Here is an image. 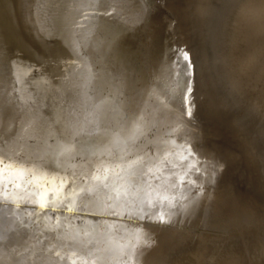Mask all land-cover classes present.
I'll use <instances>...</instances> for the list:
<instances>
[{
	"label": "bare ground",
	"instance_id": "6f19581e",
	"mask_svg": "<svg viewBox=\"0 0 264 264\" xmlns=\"http://www.w3.org/2000/svg\"><path fill=\"white\" fill-rule=\"evenodd\" d=\"M26 1L0 0V52L6 51L0 55L3 56L7 52L11 55L12 51V56L14 54H16L14 57L18 56V59L13 57L15 61L17 60L16 63L12 60L13 65H10V59L7 62L12 67L4 62L8 53L4 58L0 56V59L3 58V61L2 59L0 61L4 62L3 64L0 62V158H6V164L12 165V168L6 169L5 180L0 183V264H82L84 260L87 264H264V0H185L183 3L181 0L182 4H179L185 8L182 11L180 7L179 11L182 12L173 6H178L177 8L180 9L178 2V5L174 4L179 0L174 2L168 0L173 5L166 3L167 0H144L149 2L148 6L146 2L140 0V3L136 0V3L140 5L145 3L148 7L147 9L144 6L145 10L147 9L145 14L156 11L152 14L156 13L157 19L153 17L154 14L152 18L155 20L151 17L147 20L149 22L151 18L152 22L154 20L153 24L156 22L155 25L150 24L153 25L152 30L149 23V27L146 28L152 35L147 31H145L147 35L143 34L145 28L141 27L146 23V19L143 18L145 22L141 27L139 26L143 22L139 21L140 15L145 16L141 11L144 7L140 10L139 4H135L142 12L137 14L136 11L139 10L135 11L139 15L138 22H135L137 18L133 16V10L131 15L134 21L128 19V15L132 13L128 10L131 9L127 10L120 4L128 0L126 2L112 0L114 6L111 0L108 2L110 1L109 4L112 5H108L103 0L108 7L107 5L102 7L105 4H101L98 9L93 6L100 2L98 0H76L81 3L82 8L78 6L79 3L74 2L75 0H71L73 4L66 0L67 3H71L70 5L60 0L64 5L56 10L57 14L53 11L56 7L53 3H56V0L53 3L52 0L38 1L43 2V7L52 5L53 10L48 9V6L46 8L52 10V13H48L51 17L54 14L56 18L46 15L47 12L42 9L45 14L40 13L42 11L38 10V6L33 10L39 11L40 16L36 11L27 14L26 10L29 8L25 4ZM58 2L57 6L60 4ZM83 3L85 6L90 3L88 4L91 6L90 9H94L93 6L95 10L88 11V5V8L83 7ZM129 4L125 7H134V5L128 7ZM67 6L70 11L65 12V8L63 11L62 8ZM115 6H123V10H127L126 14L124 11L123 15L120 14L121 9ZM25 7L27 9L23 12ZM43 7L40 6L39 9ZM136 7L132 9L135 10ZM74 9H77V12L82 9L92 14L89 15L88 12L85 14L82 10L81 13L76 14ZM114 9L120 16H116L117 18L123 16V20L118 22L128 19L130 26L135 24L133 29L141 28L139 31H142V36L139 31L140 36L138 34L136 36L137 32H132L133 29L129 28L132 35L134 33V36L141 37V41L150 36L147 40L149 42H145L147 45L151 42L152 46L149 44L151 47L149 45L147 47L152 49L148 50L150 53L145 52L147 49L143 42L144 45L140 43L141 41L139 44L145 46V48L142 46V49L146 50H142L137 44L141 38L136 39L133 36L136 42L131 35H129L131 37L126 35L129 30L124 29L125 33L120 28L121 25L120 27L114 25L116 22L111 21L113 16L109 14L111 10L115 11ZM69 12H73L76 16L80 14L81 18L92 16L90 18L92 22L85 18L82 22L78 16L72 14V17H76L80 23L87 24V21L90 23L84 24L85 26L79 25V21L73 19ZM20 13H26L25 15L28 16L27 18L23 16V21L25 19L28 22L26 23L28 30L38 32L34 36L29 34L27 26L22 30L25 22L18 19L22 18ZM83 13L84 17L81 16ZM117 13L115 11V14ZM41 14L44 15L42 18ZM131 15L130 18H133ZM46 16H49L47 17L49 20L44 18ZM106 17L110 21L107 22ZM116 17L113 19L116 20ZM43 18L48 21L49 24L45 21L44 23L50 28L52 26L49 25L57 20L53 23L58 27L60 40L55 33L58 31L56 27L51 28L54 29L52 33L59 41L55 44L57 47L49 44L52 43V39L55 40L54 35L51 40L48 39V42L50 41L48 45L54 47L51 49L53 51L45 46L47 43L41 39V35H38L39 32L44 34L46 28L45 33L48 35L46 37L49 38L51 35L48 27L44 29L40 25L43 23ZM71 18L73 24L75 21L74 27L72 22L70 23ZM50 19L54 20L49 22ZM20 21L23 22L22 25ZM77 21L79 24L76 25ZM53 23L51 25H54ZM37 24L39 28L42 26L40 28L42 31L37 30L39 29ZM120 24H124V28L127 27L125 22ZM20 26L22 29L18 28ZM114 34L119 35V44L115 47L111 43ZM36 35L45 43L43 46L46 49L42 47L47 52L42 50L40 53L42 56L37 55L38 45H33L34 39L38 38ZM29 37L34 41H30ZM151 37L154 40H151ZM40 40L36 39L35 43ZM134 46L137 49H134ZM38 47L42 48L41 45ZM139 47L141 52L149 53L148 56L139 52ZM31 48H35L32 49L35 51L30 50ZM184 52L189 54V59L186 61L183 59ZM130 53L132 58H129ZM139 53L142 54L141 58L146 55L147 60H141ZM33 54L37 57L41 56L39 58L43 63L40 64L44 68L36 67L40 65L39 59ZM27 55L30 59L37 58L39 65L34 58L33 63L28 61ZM53 55L59 59L56 61L45 59ZM12 56L7 55L8 58L13 59ZM178 57L183 62L186 71L184 73L188 74V76L186 74L187 81L192 87V92L189 93L186 84V107L182 106L185 103H181L180 106L185 108L182 110L183 114L188 112V109L192 111L193 116L190 117L192 122L187 121L188 113L185 115L186 120L184 119L178 104L179 108L172 104V106L169 104L168 108L167 103L165 104L167 99L172 101L173 97L176 98L171 94L175 89L179 71ZM95 58L99 61L96 65ZM26 60L28 64H37L35 67L27 64L33 66L32 69L41 68L39 70V72L42 70L41 77L38 71L39 76L32 77L37 75L36 70H33L32 76L28 75L30 77L26 72L24 74L22 68L26 64L22 68L18 66ZM230 64L233 74L235 73L231 78L236 77L237 80L229 79L232 73ZM27 66L25 68L29 71L30 68ZM18 69L23 70L21 71L24 75L20 73L25 76L24 78L20 75L23 80L18 76L19 73L13 74ZM30 71L29 73H32ZM236 73L239 75L237 76ZM18 78L22 82H17ZM45 81L47 84L44 83ZM42 82L48 87L52 83L56 84L57 88L55 85L51 86V89L57 91L55 92L57 95L53 91L52 96L56 98L54 101L47 100L49 97L44 93L47 90L48 94L51 90L49 92L50 88L45 87ZM91 86L96 89L90 90ZM232 87H237L238 91H234ZM231 89L237 94H230ZM41 94L44 100L41 97L37 99ZM51 94L52 92L48 94L50 98ZM43 95L48 98H44ZM128 95L133 96L135 100L134 123L127 121V110L121 107V100ZM101 100L107 101L106 127L111 133L110 143L102 155L83 156L79 154L75 142L62 135L64 125L57 116L62 110H68L71 106L70 110L75 117L72 131L83 128L88 132H94L97 127L95 106ZM173 100L178 103L177 98ZM172 103L174 104V101ZM47 111L51 112L47 113ZM131 135H135L137 145L143 146L138 155L148 153L150 156H155L152 164L142 166L145 182L143 188L135 186L125 188L122 174L115 168L108 172L101 169L100 179L91 182L89 186L99 189L101 199L111 197L108 202H115L117 207L125 200L131 203L139 196L143 199L142 208L137 201L133 209L134 213L138 214L130 215L126 212L125 215L129 218L132 216L135 220L136 218L140 220L141 216L146 217L148 223L143 224L144 219L143 223L141 221L138 223V219L136 223L132 219L136 227L129 226L126 218L128 221L131 218L124 216V219L121 217L122 220L117 221L121 223H119L120 227L116 226L119 228L116 231L115 219L118 217L110 214V217L107 215L105 217H112L111 220H115V225L109 222L110 225H114L112 229L115 231H112L108 224H104L108 226H105V230L99 231L100 228H97L99 221L95 219L96 213L84 211L86 205L91 207L89 202L94 194L78 195L73 201L69 193L73 190L78 192L79 189L78 187L74 189L72 183L65 185L62 191L65 199L55 207L58 209L64 206L61 209H65L67 206L69 209L74 203L77 212L79 210L81 214L87 215V221L84 220L86 224L83 223L82 215L81 224L79 223L81 220H77L79 225L75 223L73 228L64 225L62 216L63 214L65 216V212L61 213L59 208L58 211L62 215L57 214V209L51 203L55 193H49L48 197V206L52 205L54 211H57L58 216L50 214L55 221H51L45 212L49 209L43 210L38 203L32 202L38 200L41 191L52 187L51 182L55 177L79 178L82 173L91 176L102 162L119 163V158L125 149L124 142ZM64 146H67L69 151L60 158V166L46 159V152L53 149L59 152ZM189 146H192L194 151L197 150L196 146H199L196 156L189 155L187 150ZM181 157L186 159L181 160ZM241 161L246 166H238L244 164ZM221 164L224 165L223 168L220 167ZM20 167L25 169L23 176L16 171ZM238 167H247L243 168L246 172H242ZM149 168L152 169L151 172ZM196 168H200L201 173H195ZM205 172L209 176L215 173V179L212 182L197 181V185L203 186L201 191L199 186L193 187L191 181L196 175H203ZM9 179L12 181L11 184L8 183ZM34 181L39 185L37 186ZM81 183H83L82 179ZM138 183L134 181V184ZM104 184L108 187H103ZM22 200L30 202L31 205L24 207ZM67 207L65 211H69ZM74 210L66 212L70 213L66 215L71 216L72 212H76ZM80 213L77 217L79 219ZM23 214L27 215L24 216L26 220L24 217L21 218ZM76 215L78 214L75 213ZM98 215L100 216L99 213ZM158 215H164L167 219L164 221L151 219ZM107 217L104 218L106 221ZM5 220L7 224L4 223ZM132 220L129 222L130 225ZM165 221L175 224L180 222L187 231L189 228L185 229L184 223L191 222L194 225L193 237H188L190 231L188 236L185 235L186 232L179 229L182 226L161 224ZM137 224L142 225L137 226ZM81 225L83 229L80 228ZM52 231L56 233L54 241L48 236ZM214 231L218 234L213 235ZM6 232L10 237L9 241L3 239ZM68 235H77L78 239L71 243L61 239ZM190 236H192L191 232ZM47 238L52 239L53 247L52 244L50 245L51 240L49 242ZM49 248H54L52 253ZM101 256L105 261L98 259Z\"/></svg>",
	"mask_w": 264,
	"mask_h": 264
},
{
	"label": "snow or ice",
	"instance_id": "6c2138e0",
	"mask_svg": "<svg viewBox=\"0 0 264 264\" xmlns=\"http://www.w3.org/2000/svg\"><path fill=\"white\" fill-rule=\"evenodd\" d=\"M147 20V16L145 17ZM41 39H44L45 42H48V37H46L43 33H41ZM111 43L115 47L119 44V35L114 34L111 38ZM129 58H132V54H129ZM45 59H51L53 61L58 60L59 58L55 55L52 57H45ZM183 59L186 61L189 59V54L187 52L183 53ZM177 62L179 64V71L176 76V82H175V89L173 90V95L181 100V102H186V94H185V87L186 84L188 85V92H192V87L190 84H188L187 77L184 74V66L183 62L179 60V57L177 58ZM107 101L101 100L99 104L95 106V114H96V120H97V127L94 132H88L83 128L78 129L77 131L73 132L72 127L75 120V117L73 116L71 109V106H69L68 110H62L60 114H58L57 119L61 121L64 125V130L62 135L66 139H71L75 142V144L78 146L79 154L83 156L87 155H102L103 152L106 150L108 143H110V130L106 127V120H107V113L105 109ZM135 100L134 97L131 95L125 96L121 100V107L127 110V121L129 122H135L136 116H135ZM188 116H193V113L191 110L188 111ZM43 119V117H41ZM125 143V149L123 150V154L121 155L120 162L117 164H107L105 162H102L99 164L95 170V172L89 176L86 173H82L81 177H55L52 180V187L48 188L45 191H41L39 193V198L37 201H32L34 203H38L40 208H45L49 203V193H55V195L52 197L51 203L56 206L59 205L65 197L62 195V191L65 187V185H68L69 183H72L75 187H78L79 191L73 190L69 193V196L72 197L73 201H75V198L78 195H87L88 193H93L94 196L90 200L91 207L85 206L84 211L86 212H92V213H99L100 215H116L123 217L125 213H129L130 215H135L138 213H134L133 209L136 206V202L139 201L140 207L142 208L143 205V199H141L139 196H137L131 203L127 200H125L123 203L117 207L115 202L109 203L108 200L111 199V197L107 199H101L99 196V189L95 186H89L91 182L97 181L100 179L99 172L101 169H103L105 172L111 171L113 168L117 169L119 173L122 174V179L124 181L125 188L128 187H139L143 188L144 186V180H143V168L142 166L145 164H152L155 160V156H150L148 153H144L143 155H138L139 152L142 151L141 145H137L135 143V135L128 136L126 138ZM196 151L193 150L192 146L188 147V153L190 156H196L199 150V146H196ZM69 149L67 146H64L59 152L53 149L50 152L45 153V157L47 160L52 161L53 163H56L58 166L61 165V157L66 155L68 153ZM167 155V154H166ZM186 159V157H181V160ZM191 167V166H190ZM220 167H224L223 164L220 165ZM12 168V165L5 164L3 159H0V183H2L5 180V171L6 169ZM16 171L23 176L25 174V169L23 167H20L19 169H16ZM152 169L149 168V172H151ZM195 173L199 174L201 173L200 168L195 169ZM107 177H105L106 179ZM81 179L83 180V183H81ZM183 179V177H181ZM215 179V173H212L210 176L205 172L203 175H196V178L191 181V184L193 187H200V190L203 191L202 185H197V181H207L212 182ZM134 181H138V184H134ZM8 183L11 184V179L8 180ZM18 186V185H17ZM103 187L107 188L108 185L104 184ZM151 203V201H148ZM75 209V204L73 203L72 206H70L69 211H72ZM143 218V217H140ZM153 220H160L164 221L167 218L164 215H158L151 217ZM5 224H7V221H4ZM105 224H107V221H104ZM3 239L5 241H9L10 237L7 235V232L3 236ZM61 239L67 240L69 243L75 241L78 239L77 235H68L66 237H61ZM100 261H105L104 257L98 258Z\"/></svg>",
	"mask_w": 264,
	"mask_h": 264
},
{
	"label": "rangeland",
	"instance_id": "374dc122",
	"mask_svg": "<svg viewBox=\"0 0 264 264\" xmlns=\"http://www.w3.org/2000/svg\"><path fill=\"white\" fill-rule=\"evenodd\" d=\"M31 1H34V0H30V2H29V0H27L25 4H26V6L28 5V8H29V9L31 8L32 10H30V11H29V9L26 10L27 8L25 7V8L23 9V12L26 10V11H27L26 13H27V14H30V13H28V12L34 11L33 9L36 8V6H38L37 8H38L39 11L44 10L45 12H47L46 15H47V14L49 15V13H52V10H53V8H54L55 6L57 7V9H56V7H55V9H54L53 11L58 10V8L62 7V6L65 4V2H66V0H63V1L61 0V1L64 3V4H61V3H60V0H58L59 2L56 0V3H53V2H55V0H54V1L52 0V3H53V5H54V7H53L52 5H50L51 7H49V5H47L49 8L46 6L48 9H50V8L52 9V10L50 11V10H47V8L45 7V5H44V7L42 6V3H43L42 1H41V3L38 2V1H40V0H35V1H37V2H35V1H34V2H31ZM70 1H71V0H69V2H70ZM98 1H100V2H97V5H96V4L93 5V6H95L97 9H98V6H100L101 4H105L104 2H107L108 5H112V4H113V6H114V4H115L114 2H116V0H115V1L113 0L114 2H112V0H111L112 4H109V3H111V2H110V1L108 2V0H106V1L104 0V2H103V0H98ZM117 1H118V0H117ZM121 1H123V0H121ZM131 1H133V0H131ZM131 1H130V2H131ZM135 1H136V0H134L133 2H135ZM137 1H138V0H137ZM141 1H142V2H146V1H144V0H141ZM141 1L139 0L138 2L141 3ZM149 1H150V0H149ZM164 1H165V0H164ZM175 1H176V0H175ZM184 1H185V0H183L182 3H183ZM187 1H188V0H187ZM27 2H28L29 4H28ZM57 2H58V4L60 3L59 6H57ZM74 2L79 3V2L76 1V0H75ZM101 2H103V3H101ZM119 2H120V1H119ZM119 2H118V4H119ZM125 2H126V0H125ZM130 2H129V0H128L126 3H124V4H123V3H120V4H121V5H124V8H126L127 10H128V9H131V10H128V12H129V11L132 12V10H133V12H134V15H133V16H134V17L137 18V16H139V15H137V14H141V13L143 12L142 15H143V14H144L145 16L150 15V16H147V20H149L148 17H151V18H152V16H153L154 14H155V16H153V17H155V19H157V18H156L157 14H156V13L152 14L155 10H153V12L150 13V11H149V10H151L150 7H149L150 9L148 10L149 12L147 11L148 13H146L147 15L144 13V12H146V10L148 9L147 6H148V3H149V2H146V3H147V6H146L145 3H142V4H141L142 6H141L139 3H136V2H135L134 4H132L133 2H132V3H130ZM172 2H174V0H173ZM177 2H178V4H179V3H181V0L174 2V4H177ZM33 3H34L35 5H33ZM36 3H37L38 5H37ZM66 3H67V2H66ZM71 3L73 4V1H71ZM71 3H70V4H71ZM77 3H76V7H77V5H78ZM107 3H106L105 5H103L102 7H106ZM129 3H130V4H129ZM151 3H152V2H151ZM166 3H168V4L170 3V4H171V1L168 2V0H167ZM182 3H181V4H182ZM40 4H41V5H40ZM44 4H45V3H44ZM67 4L70 5L69 3H67ZM67 4H66V5H67ZM88 4H90V3H88ZM88 4H87V5H88ZM98 4H99V5H98ZM116 4H117V3H116ZM127 4H129L128 7H129V6H132V5H134V7H136L135 4H137V5L139 4L138 6H140V7H138V6H137V7H138L140 10H141V7L143 8L144 6H146L147 9L145 10V7H144L143 10H141L142 12H140V10H139L137 7L135 8V10L132 9V8H134V7H132V8H131V7H129V8L125 7ZM144 4H145V5H144ZM178 4H177V5H178ZM181 4H179V8H180V7L182 8ZM185 4H186V2H185ZM29 5H30L31 7H30ZM66 5H65V6H66ZM80 5H81V3H79L78 6L80 7ZM83 5H84L83 7H87V5L85 6V3H83ZM108 5H107V7H108ZM149 5H150V4H149ZM151 5L154 7L153 3H152ZM151 5H150V6H151ZM171 5H173V4H171ZM24 6H25V5H24ZM40 6L43 7V8H40V9H39ZM71 6H72V5H71ZM71 6H70V7H71ZM73 6H75V4H74ZM81 6H82V5H81ZM93 6H92V8H94V9H90L91 6L88 5L89 10H88V9H85V8H83V10H88V11L92 12L91 10H95V7H93ZM173 6H174V8L177 9L178 11L181 10V8H180V9L177 8L178 6H177V7H176L175 5H173ZM52 7H53V8H52ZM68 7H69V6H67V7H63L62 10H63V11L66 10L65 12H67V10H68L67 8H68ZM76 7H74V8H76ZM88 7H87V8H88ZM100 7H101V6H100ZM109 7H110L111 9H113V7H111V6H109ZM115 7H119V6H115ZM183 7H185L184 4H183ZM45 8H46V9H45ZM64 8H65V10H64ZM77 8H78V7H77ZM80 8H82V7H80ZM124 8H123V6H122V7H119V10L121 9L119 12H121L120 14H122V15H123V11H124L123 9H124ZM41 9H42V10H41ZM72 9H73V7H72ZM115 9H116V8H115ZM115 9H114V10H115ZM126 9H125V11H124L125 14H126V11H127ZM136 9L139 10V11H136ZM153 9H154V8H153ZM183 9H185V8H182V11H183ZM46 10H47V11H46ZM59 10H60V9H59ZM62 10H60V11L62 12ZM74 10L76 11L77 9H74ZM81 10H82V9H81ZM81 10H78V12H77V11H76V12L74 11V12H75L76 14L79 13V12L81 13ZM83 10H82V11H83ZM21 11H22V10H20V12H21ZM35 11H36V9H35ZM35 11H34V13H35ZM39 11H36V12L38 13ZM60 11H59V12H60ZM68 11H70V8H69ZM72 11H73V10H72ZM88 11H83V12H84L85 14H87L86 12H88ZM111 11H113V10H111ZM111 11H110V13H109L110 16H113V18L116 17V16H117V17H120V16H118L119 13H117V10H115L117 14H115V11H113V12H111ZM135 11H136V13H137V12H138V13L136 14ZM182 11H179V12H182ZM45 12L42 11V12H40V13H44V14H45ZM48 12H49V13H48ZM57 12H58V11H56V13H54V14H57ZM65 12H64V13H65ZM90 12H88L89 15L92 14V13L90 14ZM133 12H132V13L129 12V13H130L129 15L127 14L128 17H129L128 19H130V20H133V19H134V17L131 15V14H133ZM155 12H156V11H155ZM26 13H25V14H26ZM31 13H33V12H31ZM62 13H63V12H62ZM70 13H71V14H70ZM84 13H83L81 16H83ZM25 14H24V13H23V14L20 13L19 15H21L20 17H22V18H18V19H21V20L23 21V18H24V17H26V18L28 17V16H26ZM54 14L52 15V17L55 16ZM72 14H73L74 16H76V14H74L73 12H69V15H70L71 17L73 16ZM109 14H108V15H109ZM111 14H112V15H111ZM135 14H136V15H135ZM24 15H25V16H24ZM38 15L40 16L39 13H38ZM114 15H115V16H114ZM130 15H131L133 18H130ZM23 16H24V17H23ZM43 16H44V15L41 14V18H42ZM49 16L51 17V14H50ZM49 16H46V17H44V18H47V17H49ZM77 16H78V19L80 18L79 20H81L82 22H84L85 19H87V20H91L90 18L92 17V16H91V17H88V18H87L88 15H87L86 17L83 16V17L85 18V19H84V18H81V17H80V14L77 15ZM77 16H76V17H77ZM145 16H142V17H141V15H140V17H139L140 20H139V21H140V22L143 21V18L145 19ZM52 17H51V18H52ZM76 17H72V18L78 20ZM117 17H116V18H117ZM122 17H123V16H122ZM122 17H121V18H122ZM126 17H127V16L125 15L124 18H126ZM157 17H158V16H157ZM39 18H40V17H39ZM44 18H43V23H44V21L46 22V20H49L48 18H47L46 20H45ZM53 18H56V16L53 17ZM72 18H71L70 23L72 22V24H73V20H72ZM113 18L111 17V19H112L111 21L116 22L114 25H115L116 27H117V26L120 27V25H121L120 28H121L122 31L125 32V33H126L127 30H129V31L127 32L126 35H128V36L131 35L132 37H131V36H129V37H131V38L134 40V39H135V38H133L134 33H133V35H132L131 32H130V29H129V28H131V30H132V29H133L132 27H135V26H134L135 24H134L133 26H130L131 24L129 25V24H128L129 22H127L128 19H125L126 21L124 20L123 22H125V23L127 24L128 29H126V28H127V27H126V24H125V27H126V28H124V27H123L124 24H120V23H123V22H118V21H122L123 18H122V19H121V18H117V19H119V20H117V19L115 20V19H113ZM136 18H135V19H136ZM139 18H137V20H136L135 22H138V19H139ZM141 18H142V19H141ZM151 18H150V21H149V22H147V20H145L146 23H147V25H146V23L144 24L145 21L141 22L142 24L139 22V23H140V24H139L140 27H141V25H143V24H144L143 26H146V27H143V26L141 27L142 29L145 28V30H143V34H144V35H147V33H146L145 31L148 32V30H146V28H148V27L150 26V24H153V22H154V20H155L154 18H152V19H154L153 22H152V19H151ZM92 19H93V18H92ZM120 19H121V20H120ZM158 19H159V18H158ZM16 20H17V16H16ZM53 20H54V19H50L49 22H51V21H53ZM55 20H56V19H55ZM55 20H54L53 22L56 23L57 20H56V21H55ZM79 20H78V21H79ZM83 20H84V21H83ZM87 20H86V21H87ZM107 20L110 21V19H109V18L107 19V17H106V21H107ZM18 21H19V20H18ZM40 21L42 22L41 19H40ZM78 21H77L76 25L80 23V21H79V23H78ZM108 21H107V22H108ZM128 21H129V20H128ZM133 21H134V20H133ZM156 21H158V20H156ZM188 21H189V20H188ZM20 22H21V21H20ZM23 22H25V23L23 24ZM23 22H21V25L23 24V25H22V28H23V29L21 28V26L18 27V28H21L22 30H24V26H25V27L27 26V30H28V29H29V28H28V25H26V23L28 24V22H26L25 19H24ZM41 22H39V23H41ZM47 22H48V21H47ZM47 22H46V23H47ZM53 22H52V23H53ZM82 22H81L79 25H84V24H85V23H82ZM89 22L91 23L92 20L89 21ZM89 22L87 21V24H88V25L90 24ZM131 22H132V21H131ZM135 22H134V23H135ZM150 22H151V23H150ZM39 23H38V24H39ZM43 23H41L40 25H42L44 29H45L46 27H48L47 24H49V23H47V24H46V23L43 24ZM52 23H51V24H52ZM148 23H149V26H148ZM38 24H37V28H39V27H38ZM51 24L49 25V26H52L51 28L56 27L55 29L58 30V29H57L58 27H57L56 24H54V23H53L54 25H51ZM74 24H75V21H74ZM74 24H73V27H74ZM87 24H85V25H87ZM132 24H133V23H132ZM137 24H138V23H136V26H137ZM155 24H156V22H155ZM155 24H153V25H155ZM40 25H39V26H40ZM44 25H45V26H44ZM85 25H84V26H85ZM153 25L150 26V29H151V30L153 29V27H152ZM18 26H19V24H18ZM42 26H41V27H42ZM53 26H54V27H53ZM139 26H137V27H139ZM41 27H40V28H41ZM75 27H77V26H75ZM151 27H152V28H151ZM40 28L37 29V30H41ZM43 28H42V29H43ZM51 28L48 27V30L50 29V31H51V32H50V33H51V35H50L51 37L49 36L48 39H50V38L52 39V37H53L52 35H54L53 38H54L55 40L52 39V43H49V42H50V41H49V42H46L47 44H45V43L41 42L42 40H40V37H38V36L36 35V37H38V38H35L34 40H35V41H36V39H37V40H40V41H37V44L35 43V41L33 40L32 37H29V38H30V41H31V40H32V42L34 41L33 45H38V46L41 45V47H42V46L45 44V46L48 47L50 50H51V49H54V47L51 48V46H49L48 43L51 44V45L53 44V46L57 47V45H55V44H57V42L59 43V41H58L57 37H55V34L52 33V32L54 31V29H51ZM141 28H137L138 30H136V29L134 28L135 30L133 29L134 31L132 30V32H137V33L135 34V35L137 36L138 31H139V29H141ZM77 29H78V27H77ZM124 29H125L126 31H125ZM150 29H149V30H150ZM25 30H26V28H25ZM52 30H53V31H52ZM151 30H150V31H151ZM28 31H29V34H30V35L33 34L32 36H34L35 33H38V32H34V31H32V30H31V31L28 30ZM41 31H42V30H41ZM46 31H47V28H46V30H44V35H45V36H48V35H46V33H45ZM77 31L79 32V30H77ZM33 32H34V33H33ZM78 32H77V33H78ZM141 32H142V31H139L140 35L142 34ZM144 32H145L146 34H145ZM50 33H49V34H50ZM55 33H56V36L59 37V35H60L59 30H58V31H55ZM57 33H58V34H57ZM148 33L151 34V32H148ZM27 34H28V32H27ZM29 34H28V36H30ZM47 34H48V32H47ZM38 35H39V36L41 35L40 32H39ZM78 35H79V34H78ZM138 35H139V34H138ZM140 35H139V36H140ZM151 35H152V34H151ZM136 36H134V37H136ZM141 36H142V35H141ZM60 37H61V36H60ZM60 37H59V40L61 39ZM143 37H144V36H143ZM148 37L150 38V36H148ZM148 37H146V40H144V41H141V40H142L141 37H136V39L141 38V39H139V41H138L137 44H139V42L141 41V42H140L141 44L144 43V44L146 45V49H147V50L144 49V48H145V46H143L144 44L142 45V46L144 47L143 49H142L141 44H139V46H141V49H142V50H146L145 52H149V51L152 50L151 48H149V49L147 48V47H149V46L151 45V44H150L151 42L149 43L150 45L148 44L149 46L146 44V43L149 42V41H147V40L149 39ZM152 38H153V37H151V40H154V39H152ZM154 38H155V37H154ZM51 39H50V40H51ZM136 39H135V40H136ZM43 41L45 42L44 39H43ZM55 41H56V42H55ZM146 41H147V42H146ZM53 42H54V43H53ZM136 42H137V40H136ZM142 42H143V43H142ZM145 42H146V43H145ZM41 43H42V44H41ZM152 43H153V42H152ZM137 44H136L135 46H137V48H138V45H137ZM153 45H154V44H153ZM38 46H37V49L39 48V49H40V52H39V49H38V50L36 49V51H37V55L40 54V53L42 52V50H43L44 52L46 51V50H44V49H46L45 46H43L44 49H43V47L40 48V47H38ZM135 46H134V47H135ZM151 46H152V45H151ZM151 46H150V47H151ZM33 47L36 48V46H33ZM35 48H31L30 50L35 49ZM137 48L135 47L134 49H137ZM152 48H153V47H152ZM150 49H151V50H150ZM47 50H48V49H47ZM148 50H149V51H148ZM3 51H4V53L6 52L5 50H3ZM3 51L0 52V53H3ZM32 51H35V50H32ZM51 51H53V50H51ZM51 51H50V52H51ZM83 51H84V50H83ZM83 51H82V52H83ZM134 51H135L136 53H138V51L141 52V51H140V47H139L138 51H136V50H134ZM28 52H31V51H28ZM38 52H39V53H38ZM46 52H47V51H46ZM48 52H49V51H48ZM7 53H8V54H7ZM7 53H6V54H7L8 56H10V57L12 56V51H11V55H9L10 52H7ZM32 53H33V52H32ZM141 53L146 54V53H144V52H141ZM149 53H150V52H149ZM149 53H147V54H149ZM6 54H5V55H6ZM13 54H14V53H13ZM29 54H31V53H29ZM84 54H85V53H84ZM147 54H146V55H147ZM5 55L3 54V56H2V54H1L0 56L4 58ZM7 55H6V58H5L7 61L4 60V62H6V65H7V66H10L11 64L13 65V61H12V60H14V63H16L17 60L15 61V59L18 57V56H17V57H14V55H16V54H14V55L12 56V58L14 57L15 59H14V58H13V59L8 58ZM35 55H36V54H35ZM35 55L33 54L34 57H35ZM37 55H36V57H37ZM40 55L42 56V54H40ZM85 55H86V54H85ZM85 55H84V56H85ZM138 55L140 56L139 58H141L142 54L140 55V53H139ZM146 55H145V56L143 55L144 57H142L141 60L146 61V60H147V56H148V55H147V56H146ZM27 56H28V55H27ZM33 56L31 55V58H32ZM41 56H39V57L41 58ZM29 57H30V56L27 57V60H28V61H29V60L32 61L33 58H34V57H33L32 59H30ZM39 57H37V58L40 60V61L38 60L39 64H40V63H43V62H41V59H40ZM3 58H1L2 61H3ZM7 58H8V59H7ZM28 58H29V59H28ZM37 58H36V60H37ZM143 58H146V59H143ZM1 59H0V60H1ZM9 59H10L12 62H11V61L9 62ZM17 59H18V58H17ZM95 59H96V60H95V65H96L97 63H99V61H97V58H95ZM19 60H20V59H19ZM27 60H26V61H27ZM36 60H35V58H34V61L37 63ZM44 60H45V59H43V61H44ZM26 61H22V62L20 63L22 66L20 65V66H18V67L22 68V67L26 64V65L24 66V68H25V67L27 66V64H28V61H27V63H24V64H22V63H23V62H26ZM0 62H1V61H0ZM4 62H3V63H4ZM7 62H9L10 65H8ZM96 62H97V63H96ZM1 63H2V62H1ZM3 63H2V64H3ZM32 63H33V61H32ZM32 63H30V64H31V65H34V67L38 64V63H37V64H36V63L32 64ZM232 63H233V62H232ZM30 64H28V65H30ZM39 64H38V65H39ZM4 65H5V64H4ZM6 65H5V66H6ZM40 65H41V66H40ZM40 65H39V66H36V67H42V68H44L42 64H40ZM98 65H99V64H98ZM233 65H234V64H233ZM10 67H12V66H10ZM27 67L30 68V69L27 68L29 71L32 70V71H30V72H32V73H29V71H27L26 68H25V69L22 68V69L24 70V74H25V72H26V75H27V76H28V75H31V76H32V74H34V73H33V70L38 69V68L32 69L33 66H32V67H31V66H27ZM34 67H33V68H34ZM232 67H236V66H232ZM7 68H8V67H7ZM229 68H230V70H231V64H230ZM22 69H18L20 72L17 70V72H16V73L14 72L13 74H18V73H19L18 76L21 75L22 77L25 78V76H23L24 74L22 73V71H23ZM40 69H41V68H40ZM40 69H39V70H40ZM10 70H11V69H10ZM21 70H22V71H21ZM25 70H26V71H25ZM39 70H36V72H37V71L39 72ZM236 70H237V68L235 69V71H236ZM41 71H42V70H41ZM41 71L39 72V73H40V77H41ZM43 71H44V70H43ZM184 71H185V70H184ZM36 72H35V74H37V75H33L32 77H35V76L38 77V76H39L38 72H37V73H36ZM185 72H186V71H185ZM231 72H232V70H231ZM20 73H22L23 75L20 74ZM229 73H230V72H229ZM184 74H185V76H186L187 73H184ZM231 74H232V75H231ZM231 74H230V77H229L230 80L232 79L231 77H234V74H235V73L233 74V72H232ZM236 74H237V76L239 75L238 73H236ZM13 76H15L16 78L18 77L17 75H13ZM21 76H20V78H21ZM27 76H26V78H27ZM187 76H188V74H187ZM187 76H186V77H187ZM235 76H236V75H235ZM28 77H30V76H28ZM40 77H39V78H40ZM20 78L16 79V81L18 80L17 82H19V83L22 82V81H20L22 78H21V79H20ZM24 78H23V79H24ZM42 78H43V75H42ZM19 79H20V80H19ZM23 79H22V80H23ZM44 79H45V78H44ZM233 79L235 80L236 77L233 78ZM233 79H232V80H233ZM236 80H237V79H236ZM53 82H55V81H53ZM44 83H46V81H45ZM44 83L42 82L41 84L45 85V87H47V88H50L48 91L50 92V90H51V92H52L51 96L54 95V94H53V91H54V93H55V92L57 93V91H55V89H51V88L53 87V85H55V87H56V84H57L56 82H55L56 84H55V83H54V84H53V83L51 84L52 87H51V86L48 87V85L46 86L47 83H46V84H44ZM42 87H43V86H42ZM55 87H54V88H55ZM89 87H90V86H89ZM91 87H92V88H89L90 90H92V89L95 90V89H96L95 87L93 88V86H91ZM56 88H57V87H56ZM232 88L235 89L234 91H238V90H237V87H236V88L232 87ZM233 89H231L230 94L236 93V92H232ZM39 92H40V91H39ZM51 92H50V93H51ZM185 92H186V89H185ZM50 93H48V94H50ZM56 93H55V94H56ZM46 94H47V90H46V93H44V95H45V96H48L49 98H48V97H44V95H43V97L46 98V99L48 98V99H47L48 101H51L52 99H53L52 101H54V100L56 99V98H54V96H52L53 98H52V97L50 98V95H48V94L46 95ZM236 94H237V93H236ZM56 95H57V94H56ZM56 95H55V97H56ZM171 95H172V97H173V93H172ZM40 97L42 98V94H41L39 97H37V99H40ZM172 97H171V98H172ZM37 99H36V100H37ZM42 99H43V98H42ZM173 99H176V98H174V97L172 98V101H174V104L172 103L171 99H167V100H169V101L166 100L167 102L165 101V104L167 103L166 106L168 105V108H169V104H170V105H171V104H172V105H176V107H177L178 105L180 106V104L182 103L181 100H179V99H177V100H178V103H177V101H175V100H173ZM43 100H44V99H43ZM47 100H46V101H47ZM168 102H171V103H168ZM175 102H176V103H175ZM42 103H43V101H42ZM183 103H185V104H183V105L181 104V105H182V106H185L186 103H187V97H186V102H183ZM165 104H164V105H165ZM177 104H178V105H177ZM172 105H171V106H172ZM171 106H170V107H171ZM179 106H178L177 108H179ZM180 107H181V106H180ZM185 107H186V106H185ZM184 109H185L184 107L179 108V110H181L180 112H181V114L183 115V117H185L186 113H188V112H185V113L183 114L182 110H184ZM187 109H188V105H187ZM51 111H52V110H51ZM51 111H47V113H48V112H51ZM185 111H186V110H185ZM188 111H189V109H188ZM186 117H188V114H187ZM186 117L184 118L185 120H186ZM192 118H193V117H192ZM190 119H191V118L188 117V120H187V121L192 122V121H191L192 119H191V120H190ZM193 121H194V120H193ZM194 123H196V121H195ZM0 159H3L4 162H5V164L7 163V159H6V158H0ZM241 162L244 163L243 161H241ZM242 163H240V164H242ZM238 166H246V165H245V163H244L243 165H238ZM247 167H248V166H247ZM247 167H243V168L246 169ZM238 168H240V170H242V172L245 171L242 167H238ZM241 168H242V169H241ZM238 170H239V169H238ZM240 170H239V171H240ZM245 172H246V171H245ZM32 181H33V180H32ZM29 182H31V181H29ZM34 182H35V181H34ZM35 183H36V182H35ZM36 185L38 186L39 184L36 183ZM25 200H26V199H25ZM1 203H6V202H5V201H4V202L1 201ZM21 203H22V205H23L24 207H25V205H26V206H30V205H31L30 202H26V201L24 202L23 200H22ZM28 203H29V204H28ZM54 207H55V206H54ZM54 207H52V205H51V207H50V205H49V206L47 205V208L45 207V209H49V210H47V211L45 210V212L49 215V217H50V214H51V213H52L53 215H56V212H57L58 210L60 211L61 207H64V206H60V207H59L60 209H59V208L57 209V207H55V208L57 209V211H54V209H55ZM66 207H67V206H66ZM66 207H65V209H64V208L61 209V213H64V212H65V216H64V214H63V216H62V218H64V221H63V222H64V223H63L64 225H68L67 227H69V226L71 227V226H72V228H73V225H76V224L79 225V223L81 224L84 220L87 221V219H88L87 215H85V214H84V215L81 214V213L79 212V210H78V212H77V209H75L74 211H76L75 213L78 214V215L75 216V213L72 212V213H71V216L68 217V216L66 215V214H68V213H66V212H71V211H65V210H66ZM67 209H68V207H67ZM43 210H44V208H43ZM62 210H63V211H62ZM68 210H69V209H68ZM48 211H49V212H48ZM59 211L57 212V214L60 213ZM82 212H83V211H82ZM61 213H60V214H61ZM79 213L81 214L80 219L77 218V217H79ZM96 214H97V215H96ZM96 214H95V219H97L96 221H99V223L97 222V223H98V227H97V228H98V229L100 228L99 231H103V229L105 230L106 227H108V226L110 225L109 222H110V223H111V222L114 223L115 220H116V222L122 220V218L119 217V216H117V217L120 218V219H118V218L116 217L117 219H115V220H111L112 217H111V218H108V217H110V214H109V215H107L108 217L106 216V217L108 218V219H107V224H108V226H106V225H104V224H105L104 221H106V219H104V218H106L105 215H100V216H101V217H100V216L98 215V213H96ZM53 215H52V217H50L51 221H55ZM61 215H62V214H61ZM68 215H70V213H69ZM72 215H74V216H72ZM82 215L84 216L83 221H82V219H81V218H83ZM24 216H27V215H24V214H23V216H22L21 218L23 219ZM56 216H58V215H56ZM56 216H55V217H56ZM59 216H60V215H59ZM102 216H104V218H103ZM112 216H116V215H112ZM124 216H125V218L128 217V216H126V215H124ZM124 216H123V219H124ZM65 217H66V218H65ZM67 217H68V218H67ZM86 217H87V218H86ZM99 217H100V219H101L103 222L100 221ZM141 217H142V216H141ZM56 218H57V217H56ZM114 218H115V217H114ZM128 218H129V217H128ZM130 218H131V219H130ZM130 218H129L130 220H132V219L135 220V218H133L132 216H131ZM145 218H146V217L140 218V220H139L138 218H136V220L138 219L137 222H138V221H141V223H143L144 221H142V220L144 219L145 222H144L143 224H145L146 222L148 223V220L145 219ZM59 219H60V218H59ZM98 219H99V220H98ZM24 220H26L25 217H24ZM77 220H81V221H79V223H77V222H78ZM108 220H110V221H108ZM130 220L128 221V219L126 218V223H127L129 226L136 227V224L134 225V223H132L133 220L131 221L132 224H131V225L129 224ZM136 220H135L134 222H136ZM146 220H147V221H146ZM86 221H84L83 223L86 224ZM137 222H136V223H137ZM181 222H182V221H181ZM183 222H184V221H183ZM183 222H182V223H183ZM75 223H76V224H75ZM97 223H96V225H97ZM117 223H118V222H117ZM117 223H116V225H115V223H114L116 231L119 230V228L116 227V226L119 225V227H120V224H119V223H121V222H119L118 224H117ZM138 223H140V222H138ZM154 223H159V222L154 221ZM154 223H152V224H154ZM163 223H164L165 225L167 224V226H173V225H174V226H177V227H181V226H182V227L179 228V229H181V231H183L184 233L186 232L185 235L188 234V231H190V232H191V235H192V236H190V232H189V236L187 235L188 237H193V235H194V233H193V231H194V230H193V229H194V225H192L191 222H190L191 225H190L189 222H188L189 224L186 223V221H185V223H184V225H186V226H185V229H186V228H187V229L189 228L188 231H187V230H184V228H183L184 226H183L180 222H177V223L180 224V226H179V224H175V223H171V222H166V221H165V222H161V224H163ZM85 224H83V225H85ZM83 225L80 226L81 229H83V228H82ZM114 225H113V224L110 225V226H111V229L114 228V227H113ZM138 225H139V224H137V226H138ZM140 225H142V224H140ZM140 225H139V226H140ZM105 226H106V227H105ZM110 226H109V228H110ZM75 227L77 228L78 226H75ZM78 228H79V227H78ZM190 228H191V229H190ZM192 228H193V229H192ZM115 229H112V231H113V230L115 231ZM55 231L57 232V230H55ZM53 232H54V231H52V233L48 235V236H49L50 238H52V239L55 237L54 234H56L55 232H54V233H53ZM214 232H215V233H214ZM214 232H213V235L216 234V233L218 234V232H216V231H214ZM219 233H220V232H219ZM217 234H216V235H217ZM220 234H221V233H220ZM222 234H224V233H222ZM41 235H42V234H41ZM52 235H53V236H52ZM51 236H52V237H51ZM46 237H47V236H46ZM49 237H48V238H49ZM48 238H47V241L50 242V240H51V243H50V245H51V244H52V239H49V240H48ZM54 239H55V238H54ZM54 239H53V241H54ZM49 242H48V243H49ZM52 247H53V244H52ZM31 249H32V248H31ZM51 250H52V251H51ZM53 250H54V248H52V249L49 248V251H51V253L53 252ZM32 251H33V250H32ZM32 251H31V253H32ZM32 255H33V253H32ZM30 257H31V255H30ZM31 258H32V257H31ZM29 260H30V258H29ZM31 261H32V260H31ZM83 262L85 263L86 260H84ZM83 262H82V264H83ZM23 264H29V263H23ZM85 264H87V262H86ZM165 264H166V263H165ZM167 264H168V263H167Z\"/></svg>",
	"mask_w": 264,
	"mask_h": 264
}]
</instances>
